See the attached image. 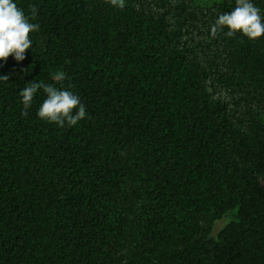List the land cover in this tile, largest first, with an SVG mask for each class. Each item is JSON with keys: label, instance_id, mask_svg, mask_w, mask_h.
I'll return each instance as SVG.
<instances>
[{"label": "trees", "instance_id": "16d2710c", "mask_svg": "<svg viewBox=\"0 0 264 264\" xmlns=\"http://www.w3.org/2000/svg\"><path fill=\"white\" fill-rule=\"evenodd\" d=\"M13 2L39 30L0 60V264H264V36H210L236 0ZM31 82L87 118L41 120L43 88L22 115Z\"/></svg>", "mask_w": 264, "mask_h": 264}, {"label": "clouds", "instance_id": "9594fccd", "mask_svg": "<svg viewBox=\"0 0 264 264\" xmlns=\"http://www.w3.org/2000/svg\"><path fill=\"white\" fill-rule=\"evenodd\" d=\"M106 2L120 9H124L126 6V0H106ZM36 12V7L33 5L31 17H28L13 0H0V60L6 62L10 56H14L16 61L21 62L26 58L27 50L32 47L30 33L39 30L38 24L30 22L36 16ZM225 28H227L226 33L224 32ZM221 33L229 37L236 33H242L250 40L264 36L261 10L254 5L252 0H236V7L232 11L219 14L210 26L212 38H216ZM53 78L62 81L65 76L61 73ZM8 79V76H0L2 81ZM41 88L46 94V99L37 112L41 120L55 123L60 127H64L67 123L71 127L87 118L86 106L81 102L79 96L69 90H62L42 82H31L30 86L21 90L22 115H28L27 110L32 106L34 97ZM207 90L212 91L211 88Z\"/></svg>", "mask_w": 264, "mask_h": 264}, {"label": "rangeland", "instance_id": "374dc122", "mask_svg": "<svg viewBox=\"0 0 264 264\" xmlns=\"http://www.w3.org/2000/svg\"><path fill=\"white\" fill-rule=\"evenodd\" d=\"M195 1L199 4L208 6V5H212L213 3L219 0H195ZM232 217H233L232 211H230L221 219L217 220L213 233L216 234L224 224H227L231 220Z\"/></svg>", "mask_w": 264, "mask_h": 264}]
</instances>
